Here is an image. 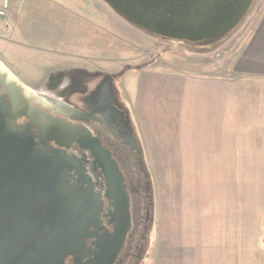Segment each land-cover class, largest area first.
Wrapping results in <instances>:
<instances>
[{"label":"rangeland","instance_id":"374dc122","mask_svg":"<svg viewBox=\"0 0 264 264\" xmlns=\"http://www.w3.org/2000/svg\"><path fill=\"white\" fill-rule=\"evenodd\" d=\"M257 2L256 0V4ZM86 3L97 8L91 14L100 20V24L95 23L99 25L104 39L99 48L112 53L115 69L118 71L103 70L108 68L107 64L100 70L101 64L88 59L80 60L82 63L75 61L72 66L63 65L64 68L69 67L66 69L68 76L63 81L61 77L50 80L52 84H60L62 81L61 87L53 86L60 87L61 96L54 97L57 93L49 91L52 85L47 83L44 75L41 79L45 82L32 85L45 98L64 102L63 93L67 92L64 90L79 78H70V72L81 68H86L85 72H96L103 76L106 73L125 72L124 69L131 66L136 68L133 70L134 75L146 90L150 82L148 72L154 74V69L157 68L175 75L205 68L211 70L224 59H230L242 41L250 36L254 26L252 17L257 13L255 4L251 14L229 38L218 40L221 42H215L212 47L200 49L192 44L151 37L138 29L132 31L124 22L119 23V28L113 22L115 19L112 16L115 15L106 6L103 9L100 0H86ZM89 22L93 23L91 17ZM82 39L85 44V38ZM10 45L12 47L9 52L14 51L15 59L8 60L18 72L31 77L35 69L24 62L19 55L20 48L15 44ZM2 46L4 42L0 41V53ZM80 57L86 58L85 55ZM2 60L8 64L6 59ZM137 69L144 70L136 72ZM16 70L12 71L19 77ZM187 74L189 73H185ZM36 76L34 73L33 78ZM133 81L134 77H127L122 82L118 79L116 88L118 96L119 93H125L127 105L135 106V112L131 113L120 101L128 111L131 127L139 138L153 193L152 221L151 225L148 224L145 259L142 264H264V138L261 135H250L248 142L253 143V139L258 137L263 145H257L256 151L249 153L245 141H233V144L241 145L248 165H226L215 162L214 157L210 158V162L194 159L195 150L190 148L197 140L191 135V128L185 125L187 111L182 103L173 110L174 117L168 110L166 118L160 122H156L154 116L150 127L151 113L156 108H165L168 103L158 100L160 87L155 92L154 100L148 93L136 99L131 85ZM167 81L169 83L163 81L161 84L176 88L179 86L176 78ZM170 101L172 98H169ZM137 115L141 116V121Z\"/></svg>","mask_w":264,"mask_h":264},{"label":"water","instance_id":"95a60500","mask_svg":"<svg viewBox=\"0 0 264 264\" xmlns=\"http://www.w3.org/2000/svg\"><path fill=\"white\" fill-rule=\"evenodd\" d=\"M107 1L117 3V0ZM252 1L249 0L241 15L227 25L206 27L211 28L208 34L186 31L199 28L183 27L178 31L172 23H166L167 33L156 31L152 27L156 24L154 19L148 21L144 17V5L131 6L132 9L143 8L142 18L130 17L142 28H151L168 39L203 42L219 39L235 28ZM1 91L8 99L0 95V264H64L69 254L79 257L77 249L85 245L89 228H98L97 216L102 203L100 196L94 195L91 180L67 160L63 152L51 150L48 153L40 149L39 145L45 144L44 133L61 147L77 144L94 157L95 168L104 178V196L112 201L110 223H114L115 232L105 233L103 239L96 233L91 234L101 244L94 259L86 264H112L131 226L125 179L118 164L86 130L52 120L37 107H28L27 100L31 99L43 105L52 102L37 97L0 59ZM41 115L47 122L44 128L40 124ZM21 118H26L29 125L17 130L15 123ZM32 128L40 134V141L32 136ZM70 173L79 174L80 187L75 189L71 184ZM84 186H87L86 197L81 191ZM80 200L84 203L80 204ZM85 216L94 218L90 220Z\"/></svg>","mask_w":264,"mask_h":264},{"label":"crops","instance_id":"0c3cea01","mask_svg":"<svg viewBox=\"0 0 264 264\" xmlns=\"http://www.w3.org/2000/svg\"><path fill=\"white\" fill-rule=\"evenodd\" d=\"M2 1L0 0V7ZM257 1V13L252 17L254 26L250 36L242 41L230 59H224L219 63L218 68L216 66L211 70L205 68L196 72H182L183 75L163 72L157 68L154 69L156 70L154 74L148 72L150 79L148 90L142 88L140 79L134 75L133 70L136 68L131 67V70H127L121 77V82L127 77L129 79L134 77L131 85L136 99L148 93L154 100L155 92L160 87L157 98L168 104L165 108H156L151 113L150 127L154 116L156 122H160L166 118L165 114L167 115L169 110L170 115L174 117L173 110L182 103L187 111L185 125L191 128L190 133L197 140L190 148L195 150L194 159L210 162V158L214 157L215 162L226 165H248L247 158L242 154L241 145L233 144V141H245L248 153L255 152L257 145H263L258 137L253 139V143L247 141L251 138L250 135H261L264 138V0ZM9 2L7 18H0V41L4 42L0 58L6 59L7 65L15 71L8 60L15 59L14 51L9 52V48L12 47L10 44H15L21 49L19 55L24 62L30 64L35 71L42 69L41 72H32L33 75L37 74L35 78L16 70L19 77L28 85L36 83L40 85L47 77L48 84L61 87L66 69L69 68L62 66H72L75 61L82 63L80 62L82 59L101 64L100 70L107 64L108 68L103 70L118 71L115 69L112 53L99 48L104 41L103 35L98 34L95 27L90 25V18L85 15L84 8L80 10V6L86 0ZM81 17L85 23L80 21ZM91 19L93 23L100 24L97 16L92 15ZM82 38H85V44ZM55 53L59 55L56 56ZM80 55H85L86 58H81ZM68 59L71 61L68 62ZM47 66L52 67L46 68ZM144 69H137L136 72H142ZM43 75L45 78L41 79ZM58 77L62 78L60 84L50 82ZM171 78L178 80L177 88L161 84ZM49 91H55L56 96L59 89ZM120 94L119 101L128 107L131 113L135 112L132 103V106L126 104L125 93ZM169 98H172V101L169 102ZM137 116L141 121V116Z\"/></svg>","mask_w":264,"mask_h":264},{"label":"flooded vegetation","instance_id":"af4514ba","mask_svg":"<svg viewBox=\"0 0 264 264\" xmlns=\"http://www.w3.org/2000/svg\"><path fill=\"white\" fill-rule=\"evenodd\" d=\"M248 1L249 0H117L116 3L114 1L100 0V6L103 9L104 6H106L115 15L116 18L111 16L115 19L113 22H116L119 28H121L119 23L124 22L127 23V27L132 31L138 29L151 37L160 38L165 41L180 42L185 45L192 44L195 48L203 49L207 46L212 47L215 42L220 43L226 40L236 32L241 26V23L251 14L256 0L252 1L250 8L238 25L216 40L196 43L170 40L163 34L156 33L153 29L167 33L166 23H172L178 31L183 27L199 28L198 31L193 29L186 31L196 32L197 34H208L211 32V28L206 27H210L213 24L215 26L227 25V22L241 15ZM132 5L145 6L146 14L144 17L148 18V21L153 18L156 22V24L152 26L154 27L153 29L142 28L130 17L142 18L143 16L141 13L143 8L132 9ZM83 8L85 15L89 18L92 17V11H97L95 5H88L86 2L82 3L80 10ZM80 21L85 23L83 17H81ZM101 22L104 21L101 20ZM108 23H110V20ZM91 24L95 27L98 34H102L98 24L90 23V25ZM122 29L126 30L124 27H122ZM186 31L184 32L187 33ZM218 40L221 41L218 42ZM85 70L86 68H81V70L70 72V78L73 76V78L77 76H79V78H76V81H73V84L66 87L64 90L67 91L63 93L65 97L64 102L61 103L58 100H54V98L47 97L52 103L43 105L31 99L27 100L28 107H37L52 120L61 121L86 130L111 154L125 179L124 183L130 204L131 217L129 232L112 264H142L145 259L147 230L152 221L153 193L149 181L150 177L145 169L143 150L140 143L135 138V132L131 127L129 113L119 101L116 84L118 79L122 76V73H106L100 76L99 73L84 72ZM65 76H68L67 72ZM27 86L36 93L37 97H40V92L31 85L27 84ZM62 88L64 87L62 86ZM56 89H59V87L55 88L52 86L51 88V90ZM61 92H58V95H60ZM0 95L5 94L1 91ZM5 96L8 99V96ZM40 124L41 128L47 126V122L43 115L40 116ZM28 125V120L26 118H21L15 123V128L20 130L21 127ZM32 136L36 141H40V134L34 128H32ZM49 137L50 135L43 134L45 144H40L39 148L46 150L48 153H51V150L63 152L67 160L75 164V167L91 180L92 186L94 187V195L100 196L99 202H101L102 205L98 210V228L95 229L93 226L89 228L88 238H85L84 241L85 245L77 249L79 257H76L77 255L75 253L69 254L63 262L64 264H86L92 261L94 259V254L100 250V241H97V238L91 234L96 233L103 239L105 233L108 232L113 234L115 232L114 223H110V214L113 212L112 201L104 196V178L101 171L95 168L92 154L80 148L77 144H71L69 148L61 147L55 141H50ZM133 137L137 144H135ZM69 178L75 189L80 187L78 183L79 174L70 173ZM82 181H84V178H82ZM81 191L85 197L88 195L87 186H84V189ZM72 192H76V190ZM79 203L83 204L84 201L80 200ZM86 217L88 216H85V218ZM90 217L92 219L94 218V216ZM90 217L88 218L91 220Z\"/></svg>","mask_w":264,"mask_h":264},{"label":"built area","instance_id":"2783aa9c","mask_svg":"<svg viewBox=\"0 0 264 264\" xmlns=\"http://www.w3.org/2000/svg\"><path fill=\"white\" fill-rule=\"evenodd\" d=\"M9 2L8 0L4 1L3 8L0 10V17H6V9L8 8Z\"/></svg>","mask_w":264,"mask_h":264}]
</instances>
